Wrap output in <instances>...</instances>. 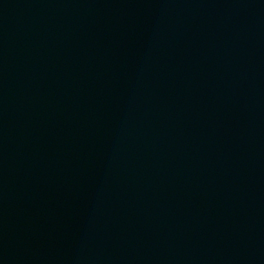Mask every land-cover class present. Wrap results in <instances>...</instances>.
Masks as SVG:
<instances>
[{
    "label": "water",
    "instance_id": "obj_1",
    "mask_svg": "<svg viewBox=\"0 0 264 264\" xmlns=\"http://www.w3.org/2000/svg\"><path fill=\"white\" fill-rule=\"evenodd\" d=\"M0 264H264V0H0Z\"/></svg>",
    "mask_w": 264,
    "mask_h": 264
}]
</instances>
